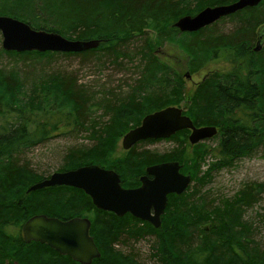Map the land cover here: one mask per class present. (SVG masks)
Masks as SVG:
<instances>
[{
  "label": "trees",
  "instance_id": "1",
  "mask_svg": "<svg viewBox=\"0 0 264 264\" xmlns=\"http://www.w3.org/2000/svg\"><path fill=\"white\" fill-rule=\"evenodd\" d=\"M221 3L220 0H0V15L25 21L34 29L54 31L69 39H100L97 47L83 52H15L0 47V56L8 57L7 64L0 65V113L5 111L9 116L0 123L2 260L40 264L35 255L52 254L62 261L54 264H80L44 244L24 242L22 224L32 215L45 214L90 220V235L100 252L90 264H111L114 260L105 258L101 242L108 246L113 257H127L143 264L131 245L149 237L152 241L148 258L154 264H264V248L254 239L253 221L245 219L264 195V181L244 182L232 197H217L216 201L203 199L200 187L210 181L213 172L229 168L257 150L264 160V87H257L254 79L250 80L257 72L254 67L247 70L246 84L237 80L234 85H224L225 76L210 72L193 90L183 113L195 126H215L219 119L233 122L227 126L223 121L218 136L213 138L216 143L206 139L190 145L187 131L180 130L167 139L138 141L130 149L116 153L119 138L137 126L145 114L178 106L185 97L178 71L154 53L155 43L177 41L173 36L179 37V45L190 58L191 71L220 55L234 54L231 57L237 59L251 54L258 58L262 50L252 52L251 45L256 38L255 29L264 23V0L194 32H180L173 27L179 16ZM152 33L157 41H150ZM136 36L140 38L137 41L133 40ZM62 56L76 57L80 65L91 66L94 73L112 74L106 83L94 87L83 84L72 71L52 66ZM255 62L264 85V59ZM218 79L221 81L216 82ZM114 82V87L108 86ZM7 97L13 100L11 104L4 103ZM232 111L236 112L234 116H230ZM63 135H84L88 143L69 146L59 169L97 164L114 170L121 185L130 188L139 185L138 177L146 165L176 160L194 183L184 193L168 195L170 210L157 228L128 214L117 217L96 209L83 191L71 186L56 185L26 192L31 184L49 174L35 173L21 155ZM160 140L174 144L164 152L139 149L145 143ZM187 145L192 148L190 159L185 158ZM206 161L207 169L203 172L200 168ZM30 174L35 177L25 192L9 196L11 187L26 181L23 175ZM33 194H40L39 199L31 197ZM67 201L82 206L76 205V214L65 217L58 210ZM187 209L198 218L190 222L191 218L183 215ZM169 214L179 217L172 219ZM188 223L190 229L186 227ZM207 232H214L215 244L204 240ZM119 244L128 246L129 252L119 249ZM33 246L47 251L37 253L29 249Z\"/></svg>",
  "mask_w": 264,
  "mask_h": 264
},
{
  "label": "water",
  "instance_id": "2",
  "mask_svg": "<svg viewBox=\"0 0 264 264\" xmlns=\"http://www.w3.org/2000/svg\"><path fill=\"white\" fill-rule=\"evenodd\" d=\"M260 1L233 0L206 6L193 16L187 14L178 18L174 26L180 32H194L228 14L255 6ZM262 29L264 30V25L258 28V35ZM0 37L1 48L15 52H83L97 47L100 43V39H69L54 31L34 29L25 21L7 15H0ZM259 39L264 40V35ZM261 42L257 41L254 51L259 50ZM182 129L190 131L188 140L191 144L216 133L213 125L196 127L183 114L181 107L171 105L145 114L137 126L122 135L121 147L128 150L138 141L168 138ZM189 183V176L182 174L178 161H164L147 166L145 174L140 177V185L132 188L123 187L114 170L88 163L72 169L54 171L46 178L31 184L26 192L56 185L71 186L83 191L96 209L112 212L117 217L128 214L157 228L168 195L181 194ZM90 225L87 217L61 219L35 214L22 224L21 234L24 242L44 244L77 263L90 264L100 256L90 235Z\"/></svg>",
  "mask_w": 264,
  "mask_h": 264
},
{
  "label": "rangeland",
  "instance_id": "3",
  "mask_svg": "<svg viewBox=\"0 0 264 264\" xmlns=\"http://www.w3.org/2000/svg\"><path fill=\"white\" fill-rule=\"evenodd\" d=\"M185 15V14H184ZM191 15V14H190ZM224 24V23H223ZM264 24V23H263ZM262 25V24H261ZM260 25V26H261ZM259 26V27H260ZM255 29L256 30V34H257V30L258 28ZM262 27V26H261ZM263 30V29H262ZM137 38L133 39L135 41H137L136 39H140L139 36H136ZM174 39L176 38L177 41H171V42H166V43H155L153 50L155 52V54L159 57V59L163 62H165L166 64H168L169 66H171V68H175L179 75H180V79L183 82L184 85V99L181 103H179L178 106L183 107L184 110L188 107L189 105V101L191 99V95L193 93V90L195 89V87L205 79V77L207 76L208 73L213 72V73H219V75H223L225 76V78H223V82L224 85H234L236 83L237 80H241L244 84H246V82L248 81L247 76H248V68L249 66L251 68H255V70L257 72H255L256 74H253V78L251 77V81L257 84L256 86L258 87L260 85V88H263L264 85L263 83L260 82V76L257 75V73L260 71L258 69V67L256 66V59L259 60H263L264 59V41L261 42V46L259 48V51H261L260 55L258 56V58H255L254 56H252L251 54L248 55H242L237 59H233L231 56L234 57V54L229 56V55H220L219 57H217L216 59L213 60H208L200 69L196 70V71H191L190 67L188 66L189 63V56L186 54V52L181 48V46L179 45L180 43V38L173 36ZM257 37V35H256ZM156 38V37H155ZM153 37V33L150 34L149 39L150 41H157L154 40L155 39ZM168 41V40H166ZM0 42H1V37H0ZM256 46V41H253L252 45H251V51H253V48ZM1 47V45H0ZM258 51V52H259ZM250 53V52H249ZM8 61V57L6 56H0V65L2 64H7ZM57 62H55L52 66L62 69V70H67V71H72L74 73V75L76 76V78L83 84L86 85H91V86H96L97 84H101V83H106L107 81V77H109L112 72H103L101 74H97L94 73V69L92 70L90 67L91 66H87V65H80L78 63V60L76 57H57L56 59ZM124 75H121L120 77H123ZM252 76V75H251ZM116 79V76L113 78ZM217 81H221L220 79L216 80ZM112 82V81H111ZM115 82L112 84L110 83V85L108 86H112L114 87ZM12 99L11 97H7V99H5L6 104H11L12 103ZM14 104V102H13ZM6 113L5 111H3V113H0V123L3 122L4 119H8V114H4ZM236 114L235 111H232L230 113V116H234ZM223 121H225V124L227 126H232L233 122H231L230 120H226V119H219L216 120V130L217 133L215 134L214 137L212 138H208V139H212V141H209L211 143H216V141L213 139L216 136H218L220 128L223 127ZM222 122V124H221ZM201 126H206V125H201ZM201 126H197V127H201ZM128 131V130H127ZM190 131H187V137L189 135ZM124 134V133H123ZM84 135H77L76 137L74 136H70V135H63V136H58L55 138H51L48 139L46 142H43L39 145H36L28 150H26L21 156L25 159H27V161L29 162L30 168L37 174H43V175H47L50 174L54 171H63V169H59L61 167V164L64 162V153L66 151V149L69 146H75L78 144H86L88 143V141L83 137ZM121 138L122 136L119 138L117 144H118V151L116 152L117 154L122 153V151H125L122 149L121 147ZM188 143L190 145H193L189 142ZM173 142L171 141H166V140H160V141H154V142H150V143H145L143 145H141L139 147V149H150V150H154V151H158V152H164L166 150H168L169 148H171L173 146ZM185 158H191L192 157V148L191 146H186L185 148ZM260 150H257L255 152V154L251 157H244L241 158L239 160H237L236 162H234L233 166L229 167V168H224L221 169L219 171L213 172L211 175V179L207 184H201V196L203 199H208V200H212V198L215 199L217 197H226V198H230L232 197L235 192L240 188V186L242 185V183L244 182H249V181H258V182H263L264 181V160L261 158L260 156ZM209 161V160H208ZM87 162V161H85ZM84 162H82L81 164H83ZM207 161L205 162V164L200 168L203 172L206 171L207 169V165H206ZM86 164V163H85ZM147 166V165H146ZM71 169V168H69ZM64 170H67L64 168ZM142 174V173H141ZM204 173H202L201 176H203ZM24 179L26 178V181H22L21 183H16L15 185H13V187H11V191L9 193V196L13 195H20V193H24L26 187L28 186V184L32 183L33 178L35 176H33L32 174L30 175H23ZM195 177V176H194ZM193 177V179H194ZM197 179H199V176L196 177ZM28 180H31L28 182ZM196 180V179H194ZM193 181V180H192ZM193 182H190L187 186V188L193 184ZM185 192V191H184ZM183 192V193H184ZM3 192L0 191V198H3ZM39 195H32L31 197H34L35 199H39ZM201 201H203L201 198H199ZM200 204V202L198 204H196V207L198 208V205ZM76 205H81L78 202H74L72 204L71 201H67L64 203L63 208H61V210H58L59 214L62 216H69L71 214H76L74 213V210L76 208ZM80 206V207H81ZM78 207V206H77ZM170 208H169V204L166 206L164 213L161 215V222L164 220H166L167 216H168V212H169ZM197 210V209H196ZM192 210L187 209L183 215L187 218L190 219V222H192V220L197 219L198 217H196V213H192ZM171 215V214H169ZM174 216V217H173ZM179 217V215H171V218H177ZM181 218V217H180ZM249 218L252 219V228L255 227V229H253V235H254V239L259 242L261 244V247L264 248V195L261 197V199L259 200L258 203H256L252 210L249 211L248 216H245V219ZM189 222V223H190ZM187 224V229H190L191 226L190 224ZM100 230H102V228L99 226ZM198 229V226H197ZM189 232V231H188ZM214 232H207L206 234H204V240L205 241H210L211 243L215 244L216 242V238L212 235ZM103 235V233L101 234ZM245 234H243L244 236ZM151 237H149L148 239H140L137 242H134V244H132V248L134 249V251L137 253H135L137 256V259L139 262L143 263V264H154L152 262V260H150L148 258L149 254H150V245H151ZM120 245V244H119ZM101 248L105 253V258H110V259H114L113 261H111V264H136L134 261H132L131 259L127 258V257H113L112 255H110L109 251H108V246L105 244H102L101 242ZM119 249L123 250L124 252H129L127 249L129 248L128 246H118ZM30 250L35 251L37 253H42L43 251L46 253V249L38 247V246H33V247H29ZM45 255V254H44ZM1 256V254H0ZM129 256V255H128ZM131 256V255H130ZM2 257V256H1ZM35 260L37 262H39L40 264H54V263H60L62 261H60L58 258L54 257V255L49 254V256H39V255H35ZM133 257V256H132ZM3 258V257H2ZM2 258H0V262L2 261ZM34 260V262H36ZM126 260L128 262H126ZM4 261V260H3ZM8 261L10 264H13V260L12 259H8L5 260ZM105 261V260H104ZM18 264H23V263H19Z\"/></svg>",
  "mask_w": 264,
  "mask_h": 264
},
{
  "label": "flooded vegetation",
  "instance_id": "4",
  "mask_svg": "<svg viewBox=\"0 0 264 264\" xmlns=\"http://www.w3.org/2000/svg\"><path fill=\"white\" fill-rule=\"evenodd\" d=\"M233 1V0H232ZM257 34H258V31H257ZM264 35V30H262V32L261 33H259V35L257 36V39H258V41H263V40H260L259 39V37H261V36H263ZM215 135V134H214ZM212 137H214V136H212ZM211 137V138H212ZM161 162H164V161H161ZM157 163H160V162H157ZM155 164V163H154ZM180 164V163H179ZM150 165H152V164H150ZM147 166H149V165H147ZM147 166H145L144 167V171H143V173L142 174H140L139 175V177H138V179H139V185H140V177L142 176V175H144L145 174V169H146V167ZM180 171H181V168H180ZM148 177H150L149 175H148ZM138 186V185H137ZM56 217V216H55ZM134 219H136V218H134ZM138 220V219H137ZM21 236H22V234H21ZM0 264H10L8 261H4L3 262V260L0 262ZM13 264H18V262L17 261H14L13 262Z\"/></svg>",
  "mask_w": 264,
  "mask_h": 264
},
{
  "label": "bare ground",
  "instance_id": "5",
  "mask_svg": "<svg viewBox=\"0 0 264 264\" xmlns=\"http://www.w3.org/2000/svg\"><path fill=\"white\" fill-rule=\"evenodd\" d=\"M221 2H223V3H227L228 1H230V0H220ZM223 3H221V4H223ZM206 7V6H205ZM185 15H187V14H185ZM190 15V14H189ZM194 14H191V16H193ZM182 16H184V15H181V16H179L178 18H180V17H182ZM227 16V15H226ZM177 18V19H178ZM223 18V17H222ZM176 19V20H177ZM175 20V21H176ZM175 21L173 22V27H175L174 26V23H175ZM214 23V22H213ZM177 30H178V28L177 27H175ZM179 31V30H178ZM257 36H258V34H256ZM87 40H91V39H87ZM255 41H258V39H257V37L255 38ZM264 41V40H263ZM131 129V128H130ZM180 168H181V164H180ZM182 172V171H181ZM182 174L183 175H186V176H189V174H186V173H183L182 172ZM189 180H190V182H191V178H190V176H189ZM167 204H168V198H167ZM167 204H166V206H167ZM166 206H165V208H166ZM165 208H164V210H163V213H164V211H165ZM161 218V217H160ZM149 224V223H148ZM152 226V225H151Z\"/></svg>",
  "mask_w": 264,
  "mask_h": 264
}]
</instances>
